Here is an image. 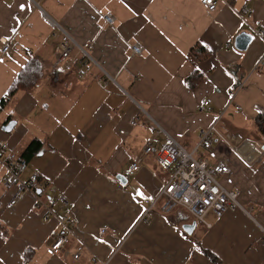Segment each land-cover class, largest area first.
<instances>
[{
	"label": "crops",
	"instance_id": "1",
	"mask_svg": "<svg viewBox=\"0 0 264 264\" xmlns=\"http://www.w3.org/2000/svg\"><path fill=\"white\" fill-rule=\"evenodd\" d=\"M244 8L264 29V0H219L214 12L201 0H0V99L29 60L41 68L38 86L0 112V141L17 153L43 142L21 175L23 182L38 175L39 194L11 205L19 191L0 183V264H213L196 241L222 264H264V139L254 125L264 112V69L254 70L264 44L254 38L247 50H235V37L246 32ZM65 35L89 43L114 83L103 89L97 69L83 80L76 70L51 69ZM196 44L210 51L200 64L187 57ZM133 45L142 46L140 55ZM195 68L201 79L190 87ZM205 98L212 113L197 110ZM225 109L217 127L237 152L214 144L195 157L228 165L219 180L238 192L241 208L208 213L209 228L196 223L187 235L182 226L194 221L178 209L161 211L157 198L169 173L143 147L157 150L171 137L190 152ZM11 121L12 131L3 132ZM131 163L139 170L127 178ZM37 200L56 216L46 218ZM63 218L71 233L49 256Z\"/></svg>",
	"mask_w": 264,
	"mask_h": 264
},
{
	"label": "built area",
	"instance_id": "2",
	"mask_svg": "<svg viewBox=\"0 0 264 264\" xmlns=\"http://www.w3.org/2000/svg\"><path fill=\"white\" fill-rule=\"evenodd\" d=\"M218 1L201 0V4L208 12H214L217 9ZM242 13L246 16V18H242L246 33L264 44V29L256 27L252 23V16L247 8H244ZM104 20L108 25L114 23V19L109 13L104 15ZM90 47L89 43L78 45L69 36L65 35L51 69L61 68L66 72L76 70L75 74L78 80H83L93 69H97L102 75L100 79L101 86L106 89L114 81L93 60L89 53ZM9 49V46L4 42L1 52L6 53ZM131 49L135 55H140L143 50L141 45H133ZM74 50L77 51L76 56L71 55ZM261 68L264 69V51L254 70ZM231 97H234V93H231ZM199 104L200 112L212 113L211 99H202ZM235 110H239V107L235 106ZM225 111L226 109L215 117L216 122L214 124L200 130L196 146L190 152L171 137H167L164 144L157 150L153 149L150 144L144 145L143 152L147 155H155L158 167L169 173V178L157 198L162 201L161 211L163 213L167 214L178 209L195 223L209 228V225L205 222L208 213L220 217L229 209L241 208L238 203V192L225 189L219 182L220 177L230 172L228 165L225 162L210 164L203 158L198 159L195 157L199 150H210L214 144L223 145L231 151L237 152L238 148L233 143L232 138L221 133L217 127ZM131 124L134 125L135 122L131 121ZM6 148L7 145L0 141V160L4 169V174L0 177V183L5 190L18 189L19 193L10 201V204L14 205L23 199L26 194L35 196L38 175L33 174L28 181L23 182L21 175L27 163L24 159L19 158L17 152H7ZM138 170L139 166L136 163H131L126 177L129 178ZM37 201L42 205L46 218L56 216L49 205L42 203L40 200ZM58 201L61 204H66L64 197H59ZM61 225L62 235H59L46 249V254L49 256L57 255L60 252L61 246L67 241V237L71 233L72 223L70 220L67 218L61 219ZM78 256V253H76L74 259H77Z\"/></svg>",
	"mask_w": 264,
	"mask_h": 264
},
{
	"label": "trees",
	"instance_id": "3",
	"mask_svg": "<svg viewBox=\"0 0 264 264\" xmlns=\"http://www.w3.org/2000/svg\"><path fill=\"white\" fill-rule=\"evenodd\" d=\"M209 56H210V51L206 47L196 44L189 49V54L187 57L193 64L195 63L200 64L203 61L207 60ZM40 74H41V68L39 66V63L33 59L29 60L27 64L21 69L20 73L14 78L13 82L10 84L9 88L7 89L5 95L0 99V112H2L8 106V104H10V102L13 100V98L18 92H29L34 87L38 86L39 84L38 79L40 78ZM200 79H201V74L195 68L190 78L187 80V85L193 87L194 83L198 82ZM254 125L258 133L264 139V112L262 111L259 112L258 116L254 120ZM42 147H43V142L34 139L26 145V147L23 149L21 153H18L19 158L24 159L26 163H28L32 158H34L36 155H38L41 152ZM6 151L13 152V150H11L8 146L6 148ZM40 181L41 179L38 178L36 180V183H40ZM0 235L2 237H5L6 235L1 226H0ZM195 246L196 249L200 253H202L211 263L222 264V262L218 259V257L212 254L210 251L203 249L199 242L196 241ZM30 251L32 254L34 253L33 250ZM27 257H28V253L25 254L24 256L25 260H27Z\"/></svg>",
	"mask_w": 264,
	"mask_h": 264
},
{
	"label": "water",
	"instance_id": "4",
	"mask_svg": "<svg viewBox=\"0 0 264 264\" xmlns=\"http://www.w3.org/2000/svg\"><path fill=\"white\" fill-rule=\"evenodd\" d=\"M254 37L246 32H242L239 35H237L234 39V48L235 50L239 51V52H243L245 50H247L248 46L253 42ZM15 122L11 121L9 123H7L5 126L2 127V131L9 133L12 131V129L15 126ZM117 179L122 182L125 183V179L123 176H118ZM124 180V181H123ZM40 191H37V193L39 194ZM196 226L195 222H191V224H186L184 226H182V230L184 231L185 234L190 235L192 233V231L194 230Z\"/></svg>",
	"mask_w": 264,
	"mask_h": 264
},
{
	"label": "rangeland",
	"instance_id": "5",
	"mask_svg": "<svg viewBox=\"0 0 264 264\" xmlns=\"http://www.w3.org/2000/svg\"><path fill=\"white\" fill-rule=\"evenodd\" d=\"M199 103H200V101H199ZM199 103H198V107H197L198 112H200V110H199V105H200V104H199ZM200 113H202V112H200ZM220 119H221V118H220ZM217 126H218V125H217ZM202 151H203V150H202ZM1 176H2V175H1ZM219 182H220V180H219ZM220 184H221V183H220ZM0 186H1V185H0ZM1 188L3 189V186H1Z\"/></svg>",
	"mask_w": 264,
	"mask_h": 264
}]
</instances>
